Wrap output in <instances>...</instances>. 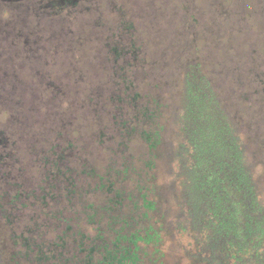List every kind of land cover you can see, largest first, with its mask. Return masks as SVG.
I'll use <instances>...</instances> for the list:
<instances>
[{"label": "rangeland", "instance_id": "obj_1", "mask_svg": "<svg viewBox=\"0 0 264 264\" xmlns=\"http://www.w3.org/2000/svg\"><path fill=\"white\" fill-rule=\"evenodd\" d=\"M187 60L237 123L264 198V0H0L6 264H37L41 243L55 260L65 241L69 256L124 221L161 227L159 242L140 243L143 264H202L177 225V162L141 133L181 139Z\"/></svg>", "mask_w": 264, "mask_h": 264}, {"label": "trees", "instance_id": "obj_2", "mask_svg": "<svg viewBox=\"0 0 264 264\" xmlns=\"http://www.w3.org/2000/svg\"><path fill=\"white\" fill-rule=\"evenodd\" d=\"M179 118L177 144L144 127L141 133L151 149L162 145L164 156L177 162L183 205L177 225L193 239L192 258L202 264H264V198L249 145L200 61L185 63ZM144 206L155 208L151 201ZM124 222L108 238L99 232L87 248L81 242L69 256L63 257L65 241L56 242L61 248L55 260L41 243L37 264H143L140 243L159 242L161 227L147 223L140 232ZM23 244L31 247L29 238ZM6 260L7 247L0 240V264Z\"/></svg>", "mask_w": 264, "mask_h": 264}]
</instances>
